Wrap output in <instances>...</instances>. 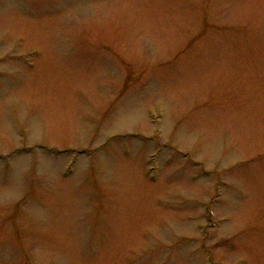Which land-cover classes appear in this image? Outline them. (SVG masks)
Listing matches in <instances>:
<instances>
[{
    "label": "rangeland",
    "instance_id": "1",
    "mask_svg": "<svg viewBox=\"0 0 264 264\" xmlns=\"http://www.w3.org/2000/svg\"><path fill=\"white\" fill-rule=\"evenodd\" d=\"M0 264H264V0H0Z\"/></svg>",
    "mask_w": 264,
    "mask_h": 264
}]
</instances>
